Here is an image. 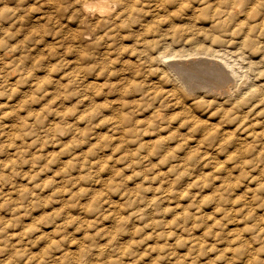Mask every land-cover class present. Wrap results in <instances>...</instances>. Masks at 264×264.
<instances>
[{"label":"rangeland","instance_id":"1","mask_svg":"<svg viewBox=\"0 0 264 264\" xmlns=\"http://www.w3.org/2000/svg\"><path fill=\"white\" fill-rule=\"evenodd\" d=\"M96 1L0 0V264H246L249 257L264 264V236H252L254 244L248 240L264 223V207L260 197L259 214H248L244 175L210 166L200 172L171 168L173 160L204 156L192 142L202 130L195 134L187 123L188 105L212 131L234 130L216 111L218 102L205 103L202 91L190 92L183 83L190 72L210 80L213 73L186 65L194 58L181 33L175 37L172 29L140 19L149 27L142 33L136 24L114 19L120 9L114 2L106 15L85 10ZM159 53L170 57L158 60ZM229 54L241 87L247 78L240 74L256 79L264 70L250 64L258 62L255 57ZM123 74L129 84H121ZM91 77H98L99 86L88 87ZM154 82L160 87L156 94L149 89ZM175 86V96L165 94ZM105 87L114 92L108 89V95ZM115 109L148 124L139 130L149 136L164 131L170 151L151 154L158 138L125 143L111 126ZM91 111L93 121L87 119ZM147 155L150 161H141ZM222 155L215 157L224 161ZM231 181L235 187L225 192ZM166 186L173 188L169 198L139 212ZM218 188L225 193L220 203ZM193 215L199 216L194 231L186 217ZM177 218L185 221L174 224ZM196 241L204 245L200 251L192 250Z\"/></svg>","mask_w":264,"mask_h":264},{"label":"bare ground","instance_id":"2","mask_svg":"<svg viewBox=\"0 0 264 264\" xmlns=\"http://www.w3.org/2000/svg\"><path fill=\"white\" fill-rule=\"evenodd\" d=\"M113 2L115 6H120V9L117 10L118 13L114 15L115 16L114 19L121 20L122 23L125 22V23H133L134 25L136 24L135 27H137L138 31L140 28L141 29L140 32L142 33L147 34V32L149 31V27L147 25H144V23H141L140 19L144 21L146 19L148 20L151 19L152 23L154 25H157L158 27L162 28V26H165V28L168 30L172 29V31L175 34V37L177 34L181 33L180 37H183L185 46L189 47L188 53L190 54H187V55H191L194 58L188 61L187 63L185 62L186 65L187 64L192 65L193 66L192 68H194V66L197 67L198 71L196 73H201L204 71H206V73L207 72H211V74L213 73V75L211 76L212 77L211 79L213 80H210L209 79L210 77L206 78L204 76L205 74L202 76L204 78L203 79V78H197L195 76L194 77L190 76L191 75V72H190L188 73L190 74L189 76H185V81L183 82L184 85L187 87V89L190 92L202 91L201 93H204L202 95H204V98H206L204 100L205 103H210V100H214L218 102L219 103L218 107L221 109L216 110V111L217 112L219 111V114L221 113L223 114L222 117L227 119V124L229 122L230 123L232 122V124H234V130L233 131L230 130L231 132L225 131L226 129L222 130V132L212 131L211 128H208V126L206 127L205 123L199 122L200 119L199 120L197 119L199 116L196 117L193 111L191 112L188 111V109L190 110L189 105H188V108L185 107L187 109L186 118L189 121L187 123H190L191 126L193 127L192 131L196 134L198 129L202 130L201 134L197 135L195 139H192V142L196 147H198V150L201 149L202 152L204 151V153L202 154L204 156H202L200 159L192 158L189 160V162H188V159L186 158L185 159L179 158V160L178 159L173 160L172 162L174 163H172L171 168L188 169L193 172H200L202 169L206 168L207 166H210L212 169L222 172L223 174H228L231 170L232 171L237 170L238 172L244 175L245 179L242 182L244 184V189L243 188L242 189L247 192L246 194H249L248 196L249 199L244 201L245 202L244 206L250 207V210L248 211V214H250V216H254V217L257 216V214H259L258 212H260L259 209L255 208V206L258 204V203L256 204L258 198L261 197V202L263 204L262 206L264 207V70H261V69H260L261 71L257 70V72L258 71L259 72H258V75H256L257 76L256 79L248 78L250 77L249 76L250 74L248 75L246 74L248 77L245 75L241 77V74H240L239 76L240 78H243V77L247 78V80L245 81L247 86L241 87L237 83V81H241V80H237V77L239 74L237 73L238 75L235 76V73L237 72L235 70L236 68H234V65H233L235 61L234 62L232 61L233 63H230L228 60H226L225 56L230 53L231 55H235V56L238 55L239 59L244 58V60L248 59V56H249V59L250 58L253 59L255 57V59H258L257 60L258 62L255 63L251 61L250 64L253 67H255V65L264 66V0H122L119 3L117 1H112V0H97L95 3H91L92 5L91 4L85 5V10L87 11L88 9L90 10V8L91 9L95 8V11H97L99 15L101 16L106 15L107 13L110 12L111 4ZM102 19H105V18H102ZM112 20H109V21H112ZM104 22H108V20ZM147 22L150 23L149 21ZM176 22L178 24L180 23L183 24L182 29L178 27L179 25L177 26ZM111 26L110 28H112ZM180 26L182 25L180 24ZM122 29H125V28H122ZM119 30H120V27H119ZM107 34L108 32H106L105 36H108L109 34L111 35L113 33L111 32L108 35ZM104 52H102V54ZM106 54L107 52H105V55ZM168 55L170 57V54ZM168 55L166 53H159L157 57H158V60H160L161 58H166ZM197 56L213 57L217 59V61L216 60H215L216 62L214 60L208 61L207 58L206 60H203L204 57H202V59H199V57L198 59H196L195 57ZM218 59L220 60L218 61ZM232 59L233 58L231 57V60ZM242 63H244V61ZM112 64L114 65V63ZM246 65L243 64L244 68L246 67ZM178 69L180 68L178 67ZM85 70L86 69H84V71ZM106 71L108 70L106 69ZM175 71L178 72V70H175ZM179 71H181V69ZM193 71H192V74H194ZM252 72L249 71V73H252ZM88 73L90 74V72ZM104 73L106 74V72ZM253 73L251 75H253ZM77 74H79V72ZM184 75L186 74L184 73ZM110 78L112 79L113 77H110ZM180 78L182 79V77ZM97 79L98 77L97 78L95 77L93 81L91 80L92 82L88 81L89 82V83L87 82L88 87L94 88V87L99 86V84L94 83L95 81H97ZM248 80L250 81L248 82ZM120 82L121 84L130 83L129 80L126 79V76H124V74L120 78ZM150 84H151V87L149 89L152 91V94L154 92H155L154 94H156L158 91L157 89L159 85L157 87L156 82H154V85L153 83H150ZM88 87L87 89H89ZM175 87H172V89L170 90H166L165 94L170 95V96H175L174 93H178V90H177L178 87L176 88ZM120 88H117V89L115 88V92L120 94L121 93ZM108 89H106L105 87V90L108 91V95H109ZM101 90L104 91L103 89ZM113 92L111 91L110 93H113ZM101 95L104 96L103 94ZM205 95H207V97ZM91 101H94L93 98ZM109 103L110 101L108 102V104ZM110 104L113 105V103H110ZM122 104L123 106H125L126 102ZM119 105H117V108L119 107ZM105 109H107V107ZM107 110H110V109L108 108ZM220 110L222 111L221 113H220ZM116 111H118V109H115V113L112 112V115L114 114L113 115L114 117H112L111 119V121H113L111 122L112 123L111 126L114 129L112 130L115 132V134L120 136V138H123V139L125 138L126 139L125 143L130 142L131 144L134 142H138V141H135L134 138H137V139L146 138L148 140H153L154 138H158L159 140H156L157 142H155V147L153 148L151 154L167 153L170 151V150L165 149L166 141H164L165 135H163L165 133H162L164 131H161V133L156 134L155 137H153V135L149 136L147 130H139L140 128L144 126H149L148 124L140 123L137 121L138 119L134 120L133 118L126 116L125 114L122 115V113L120 112L116 113ZM217 112H216V115L218 114ZM204 115L205 114H203V116ZM219 116L220 115H218V118ZM94 118H96V115L93 112L89 114V116L87 117V119H91V121H93L92 119ZM109 120L110 119H108V121ZM225 122L223 124H225ZM76 124H78V122ZM214 127H217V126L214 125ZM229 128L231 127L229 126L228 129ZM13 129H14V126H10V130L14 131L15 129L14 130ZM170 140L171 142L172 140L174 142L175 139L171 138ZM189 141H191V139ZM206 141H209L210 143H207ZM220 154H223V155L226 154V159L224 161L223 160L218 161L219 157L218 158L215 157V155H220ZM205 156L207 157L205 158V160L202 161V159ZM150 157H151L150 155L142 157L141 161L148 162L150 161L149 159ZM95 163L96 162L91 161V162H88V165L90 167H93ZM252 186L254 187L251 188ZM234 187L235 185L233 186L232 181H231V183L225 186L224 190L226 192V191L231 190ZM220 190L221 189L218 188L217 191L219 192ZM172 193H173L172 187H169V186L163 187L162 190L158 193V198L152 200L151 203L145 204L142 207L143 209L139 212H145V211L149 212L150 210L153 209L154 205H156L159 201L163 199L169 198V196ZM218 194H219L218 196L219 198L215 200L216 202L218 201L217 203H220L221 200L225 198L224 197L225 193L219 192ZM261 211L263 212L264 210L262 209ZM137 212L138 211L133 210L132 214H136ZM186 217L190 218V221L192 224V230L194 231L195 230L194 225H196L197 218L199 216L193 215V216H186ZM259 219H262L261 214H260ZM184 221H185V218H177L174 220V224L180 225V223ZM255 227L256 228L254 229L252 235L249 236L248 238L250 244H254L256 241L252 239V236H254V238L256 237L260 238L261 236H264V223L257 224ZM192 245L191 246H192L193 251H196L197 249L200 251L201 249L204 248V245L201 241H196ZM79 257H80V253L77 254L75 257H73V259L75 260L76 258L78 260ZM246 264H253L251 257H249L246 260Z\"/></svg>","mask_w":264,"mask_h":264}]
</instances>
